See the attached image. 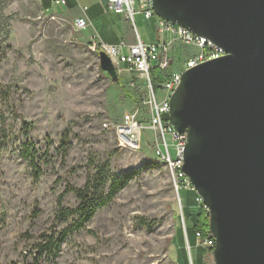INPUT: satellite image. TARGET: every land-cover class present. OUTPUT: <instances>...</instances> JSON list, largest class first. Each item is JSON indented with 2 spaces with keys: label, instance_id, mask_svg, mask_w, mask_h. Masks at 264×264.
<instances>
[{
  "label": "rangeland",
  "instance_id": "rangeland-1",
  "mask_svg": "<svg viewBox=\"0 0 264 264\" xmlns=\"http://www.w3.org/2000/svg\"><path fill=\"white\" fill-rule=\"evenodd\" d=\"M36 4L0 0V264H29L40 242L73 224L74 216L63 219L58 210L74 209L75 194L58 201L67 186L83 187L94 172L90 162H108L109 177L140 171L83 229L65 237L56 256L43 253L39 263L183 264L185 250L173 240L182 227L180 207L167 170L154 160L152 134L132 152L118 149L103 128L144 95L142 87L129 85L141 81L118 70L112 82L99 67L94 41L82 42L75 28L58 15L49 19ZM143 19L135 15L137 32L155 39L156 26ZM176 48L178 66L181 52L192 48ZM154 91L164 96L158 84ZM25 145L36 151L39 174L22 156ZM180 197L190 230L193 198L185 190ZM191 255L200 264L195 249Z\"/></svg>",
  "mask_w": 264,
  "mask_h": 264
},
{
  "label": "water",
  "instance_id": "water-1",
  "mask_svg": "<svg viewBox=\"0 0 264 264\" xmlns=\"http://www.w3.org/2000/svg\"><path fill=\"white\" fill-rule=\"evenodd\" d=\"M151 8L225 51L181 74L163 118L186 134L182 171L206 208L213 263L264 264V0H152ZM97 56L115 82L109 57Z\"/></svg>",
  "mask_w": 264,
  "mask_h": 264
},
{
  "label": "built area",
  "instance_id": "built-area-1",
  "mask_svg": "<svg viewBox=\"0 0 264 264\" xmlns=\"http://www.w3.org/2000/svg\"><path fill=\"white\" fill-rule=\"evenodd\" d=\"M106 2L109 11L123 15L131 24L134 41L129 43L121 40L116 44H106L96 40L92 43V50L97 54L100 51L104 52L117 71L123 70L128 74H135L136 78L141 81V85L135 80H130L129 85L134 88L142 87L144 95L140 96L134 107L125 112L119 120L105 122L103 128L114 134L118 149L132 152L141 149L146 133L152 134L154 160L157 164L164 166L169 174L171 187L180 207L185 250L188 254L187 264H193L184 227L180 191L193 192L197 206L205 210L206 208L182 171L186 134L175 131L163 116L169 112V98L177 87L181 74L200 63L224 56L225 51L208 39L196 36L181 26L155 16L151 8L152 0H106ZM65 4L66 0H52L51 2L53 9L62 8ZM136 14H140L144 19H155L157 34L155 41L145 42L140 39L135 27ZM47 17L55 19L52 13H47ZM85 26L86 24L82 21L75 24L76 29H82ZM177 46L192 49L182 51L179 64L175 66ZM154 76L156 81L153 79ZM155 84L160 85L164 91L162 98L156 96ZM194 236L196 246L207 250L210 254L214 248V239L210 233L204 235L196 231ZM205 264L209 262L206 261Z\"/></svg>",
  "mask_w": 264,
  "mask_h": 264
},
{
  "label": "trees",
  "instance_id": "trees-1",
  "mask_svg": "<svg viewBox=\"0 0 264 264\" xmlns=\"http://www.w3.org/2000/svg\"><path fill=\"white\" fill-rule=\"evenodd\" d=\"M153 79L156 81L155 76L153 77ZM67 143L68 138L67 135L64 134L60 138L59 143V148L63 153L67 148ZM21 153L22 156L28 160L30 166L33 168L36 174H39L40 168L35 158L36 151L30 148L28 145H25ZM90 163H92L93 165L94 172L92 175L88 176L83 187L67 186L58 201V205L60 206V199L66 193L73 192L75 194L78 204L74 209L60 207L58 210L60 213L59 216L63 219L74 216L75 219L73 220V224L70 227L62 229L56 238L53 235H49L45 240L46 242H40L37 245L38 250L35 252L36 254L33 253L32 262H30L29 264H40L39 261L43 253H52L53 256H56L61 242L65 239V237L73 231L83 229L85 225L89 222V220L93 217V215L100 208L104 207L107 203H109L116 196L118 191L124 188L128 184V182L140 171V169L131 170L123 175L109 177L108 162L96 164L93 162ZM140 224L147 225L148 222L145 221V219L140 218ZM192 230L193 234L196 231H200L204 235L209 233L208 217L206 215L205 209L194 215ZM186 235L188 238L189 229L187 227Z\"/></svg>",
  "mask_w": 264,
  "mask_h": 264
},
{
  "label": "crops",
  "instance_id": "crops-1",
  "mask_svg": "<svg viewBox=\"0 0 264 264\" xmlns=\"http://www.w3.org/2000/svg\"><path fill=\"white\" fill-rule=\"evenodd\" d=\"M36 1V6L41 13H43L44 15H47V13H52L55 16L58 15L61 17L62 21L66 22L71 28H75V24H77L79 21H82L84 24H86V26L82 29L75 28L78 38L82 42H93L96 40H100L106 44H116L121 40L129 43H132L134 41V32L131 24L124 18L123 15L115 14L109 11L107 9L106 0H66L65 6L59 9L51 8L52 0ZM140 17L143 19L141 15ZM145 20L150 22L153 26L156 24L154 18ZM139 37L142 41L145 42H153L156 40V36L155 39L154 37L150 39L147 36L142 37L139 34ZM188 193L189 195H191V198H193L195 206V211L193 212V214L195 215L196 213L201 212L203 208L197 206L194 201L193 193ZM194 215L190 217L191 229L189 230V237L187 238V242L190 246V257L193 261V264H195V260L191 255L192 250L195 249L199 253L198 260L200 264H205L206 261H210V254L207 250L196 246V239L192 230ZM184 227L186 231L185 220ZM173 240H177L182 247V250H185L184 232L180 224L174 230ZM184 252L187 258L185 259V262L183 264H187L188 254L186 250Z\"/></svg>",
  "mask_w": 264,
  "mask_h": 264
}]
</instances>
